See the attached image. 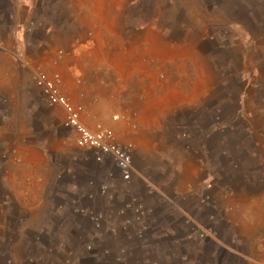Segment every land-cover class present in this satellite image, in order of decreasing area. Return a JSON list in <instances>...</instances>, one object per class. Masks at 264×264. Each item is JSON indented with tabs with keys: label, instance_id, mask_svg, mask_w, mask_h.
<instances>
[{
	"label": "rangeland",
	"instance_id": "obj_1",
	"mask_svg": "<svg viewBox=\"0 0 264 264\" xmlns=\"http://www.w3.org/2000/svg\"><path fill=\"white\" fill-rule=\"evenodd\" d=\"M84 18L153 57L169 99H189L178 111L186 183L172 165L134 166L125 182L112 159L76 146L36 89L33 68L58 73L51 58L70 55L63 41L77 44ZM0 42L32 64L0 50V264H252L201 235L248 252L250 208L264 203V0H0ZM31 150L43 162L29 193Z\"/></svg>",
	"mask_w": 264,
	"mask_h": 264
},
{
	"label": "crops",
	"instance_id": "obj_2",
	"mask_svg": "<svg viewBox=\"0 0 264 264\" xmlns=\"http://www.w3.org/2000/svg\"><path fill=\"white\" fill-rule=\"evenodd\" d=\"M82 20L83 25L76 36L77 44L73 39L63 41L64 46L69 47L72 44L70 55L62 58L61 61L57 58L55 60V57L51 58L60 64L56 69L63 79L64 95L74 104L83 107V121L90 129L94 130L99 123L104 124L115 131L119 143L134 145L133 160L136 169L154 167L158 169V173H161L168 165H172L175 169L174 177L186 183L185 169L189 166V154L186 135H183L178 128V111L184 109L190 102L189 99H180V97L169 99L173 93H169L168 84L161 85L159 82L158 64L153 57L148 56V53L144 54V51L136 47H127L124 42L120 45L119 42L115 44L105 27L98 26L89 18ZM25 27L27 28V25ZM59 43H49V45L51 49H55L60 45ZM4 45L2 44L0 50L10 53L12 60L22 67L28 66L29 59L23 55L18 42L12 50L5 43ZM13 53L18 56H14ZM42 65L44 66L43 63ZM0 84H2L1 79ZM5 94L4 87L0 86V99H4ZM115 115L129 116L133 121L132 123L115 122L113 120ZM170 134L177 143L167 144V137ZM1 144L4 143L0 139V148ZM29 154V158L27 155L24 158L26 162L24 176H35L33 182L25 187L30 193L34 192L33 189L37 185L36 166L43 161L32 150ZM9 165V172L11 169L14 173L8 178H13L15 181L17 167L12 163ZM139 171L138 175H140ZM6 180L9 179H6L0 171V185ZM248 219L252 240L248 252L240 248V243L234 245L233 239L232 248H228L222 238L214 237V231L210 236L201 238L203 240L208 238L209 242L240 260L252 264H264L263 202L255 201L253 208H250ZM245 223L243 218L241 221L237 220L238 225H235L238 227L236 235L238 241L241 239L240 226H244Z\"/></svg>",
	"mask_w": 264,
	"mask_h": 264
},
{
	"label": "built area",
	"instance_id": "obj_3",
	"mask_svg": "<svg viewBox=\"0 0 264 264\" xmlns=\"http://www.w3.org/2000/svg\"><path fill=\"white\" fill-rule=\"evenodd\" d=\"M35 23L27 25V29L32 31ZM2 43L0 42V49ZM14 56H18L13 53ZM65 57V53L60 51L58 60ZM30 66V64H27ZM34 84L40 92L45 103L63 113V127L70 131L75 138V144L79 149L93 153L96 162L102 163L106 158L114 161L119 169L122 179L130 182L135 174L133 144H121L118 142L115 131L104 124H97L95 129H90L83 121L84 109L82 106L74 104L63 93V79L60 73L49 74L42 65L33 68ZM115 122L125 121L132 123L129 116L115 115ZM140 210L137 209V212ZM212 233L205 231L201 237L210 236Z\"/></svg>",
	"mask_w": 264,
	"mask_h": 264
},
{
	"label": "trees",
	"instance_id": "obj_4",
	"mask_svg": "<svg viewBox=\"0 0 264 264\" xmlns=\"http://www.w3.org/2000/svg\"><path fill=\"white\" fill-rule=\"evenodd\" d=\"M113 263L120 264L121 262H119L118 260H114Z\"/></svg>",
	"mask_w": 264,
	"mask_h": 264
}]
</instances>
